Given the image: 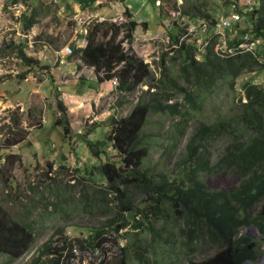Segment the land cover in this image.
I'll return each mask as SVG.
<instances>
[{
    "label": "trees",
    "instance_id": "16d2710c",
    "mask_svg": "<svg viewBox=\"0 0 264 264\" xmlns=\"http://www.w3.org/2000/svg\"><path fill=\"white\" fill-rule=\"evenodd\" d=\"M96 1L66 0L65 4L68 10L73 2L81 8H93ZM231 1L238 3L239 0H225V4L229 6ZM17 2L26 5L19 21L21 29L28 31L43 17V2L10 0V3ZM170 3L168 8L166 4L159 5L161 14L179 12L211 25L217 16L216 11L201 7L199 0H183L180 6L173 0ZM237 11L246 16L250 26L241 31L234 28L233 40L227 41L234 49L232 52H216L215 35H212L200 58H196L193 44L173 37L176 47L172 51L177 55L168 57V52H162L155 62L160 68L157 77L132 46H124V43L131 45L138 25L147 29L149 24L138 22L129 9L124 11L125 20H91L86 27L85 45L71 46L68 57H77L83 65L92 68L98 83L116 79L115 90L122 98L118 105L130 103L128 96L148 82V88L140 90L136 102L124 116L108 119L107 141L115 151L114 157L98 162L95 178L92 172L83 174L85 181L99 182L93 195L84 196V208L96 202L102 206L99 213L111 214L86 238L73 240L81 248L100 246L105 250L102 245L109 243L118 246L111 233L130 226L138 230L143 227L150 237L142 248L146 256L134 254L140 264H156L150 261L149 255L158 247L173 249V242L178 244L182 256L181 260L168 264H241L257 255L256 242L240 229L252 226L264 239V86L244 81L243 95L230 106L229 114L211 123L189 124L192 112L200 109L204 93H211L219 83L232 86L243 70L264 65V0H255L249 11L241 7ZM245 33L252 40L261 39L262 43L255 44L253 51L238 47ZM22 46L16 47L18 57L28 66L37 65L38 61L26 56ZM9 47L0 46V55L11 54L13 48ZM166 58L171 60V66L166 65ZM56 106L63 116L67 110L63 101L57 100ZM149 114L179 118L175 127L177 144L186 130H190L170 175L143 164L149 149L148 134L144 131ZM61 119L59 116L56 124L63 128V133L69 134L68 120ZM217 139L222 145L214 151L212 145ZM17 141L7 139L6 144ZM85 142L97 148L90 155L104 152L98 147L100 141ZM220 174L224 186L210 185L208 177ZM140 201L144 206H138ZM138 214L140 219L136 217ZM34 239L31 222L11 217L0 202V254L9 260L17 259L30 249ZM63 243L56 248L46 244L31 264H59L63 250L72 246L68 237ZM135 244L130 238L125 248L118 246L119 258L105 261L104 257L100 264H130L126 252H134ZM50 254L53 256L41 259L42 255ZM71 255L69 251L65 257Z\"/></svg>",
    "mask_w": 264,
    "mask_h": 264
},
{
    "label": "rangeland",
    "instance_id": "374dc122",
    "mask_svg": "<svg viewBox=\"0 0 264 264\" xmlns=\"http://www.w3.org/2000/svg\"><path fill=\"white\" fill-rule=\"evenodd\" d=\"M40 1L44 7L43 17L28 31H23L19 20L26 5L0 0V46L13 48L11 54L0 55V202L11 217L31 222L35 236L30 249L22 257L9 260L4 254H0V264H31L46 244L56 248L64 244L65 237L71 242L86 238L94 228L105 222L107 214H111L99 213L102 206L96 202L84 208V196L93 195L92 191L99 182L85 181L83 174L92 172L95 178L97 173L94 170L98 162L114 157L115 151L107 141L110 132L108 119L124 116L136 102L140 90L148 88V82L128 96L130 103L118 105L122 98L115 90L116 79H112L113 83L110 80L99 83L104 91L97 93L95 102H88L94 96V90L89 93V98H83L84 102L72 101V82L80 83L78 77L88 74L89 67L83 65L77 57L70 59L73 64L71 66L66 62L72 45H84L83 38L90 21L95 18L125 20V9H129L138 22L151 18L152 28L149 29V34L142 25H138L131 45L124 43V46H132L136 54L149 64L156 77L160 68L155 62L162 52H168V57L177 55L172 51L176 47L173 37L184 38L185 42L193 44L195 52L202 47L195 39L197 35L187 30L192 24L200 23V20L188 18L178 12L167 11L165 15L160 13L159 5L163 3L168 8L171 0H148L150 4L144 6V0H97L93 8H81L73 2L70 10L66 7V0ZM173 1H176L177 6L183 3V0ZM199 1L201 7L216 11V15L229 12L225 0ZM248 22L242 14L238 22L223 32L225 41L233 40L235 27L240 31L248 28ZM199 33L202 35V31L198 29L197 34ZM204 35L212 36L210 31H204ZM214 38L217 40L216 35ZM258 43H262L261 39L255 44ZM20 44H23L22 50L26 56L38 61L37 65L28 66L18 57L16 47ZM223 50L232 52L234 49L226 42ZM244 50L253 51L252 45L245 46ZM165 63L171 66L169 58H166ZM246 80L264 86V65L243 70L232 86L230 83H219L211 93H204L202 102H199L200 109L192 112L189 124L193 125L197 121L211 123L229 114L230 106L243 95L242 84ZM177 99L181 100V97L178 96ZM57 100H62L67 109L63 116L68 120L69 134L63 133V128L55 122L59 116L64 120L57 109ZM243 100L245 101L244 97ZM86 103L91 108L85 109L83 104ZM178 120L177 116L170 114H149L144 126L149 142L144 166L168 175L174 172L175 162L181 154L180 149L190 134L188 128L177 144L175 127ZM83 138L100 141L98 147L104 152L98 156L90 155V151L97 148L87 146ZM7 139L18 141L7 145ZM221 145V140L217 139L212 150L218 151ZM114 159L118 161V157ZM207 180L213 187L224 186L221 174L208 177ZM137 204L144 206L141 201ZM109 205L113 207L112 203ZM136 217L141 218L140 214ZM240 232L253 238L257 254H264V239L254 227L242 228ZM110 236L115 237L117 245L123 248L130 238L135 240V253L128 250L126 252L130 264H140L134 256L136 252L146 256L142 248L150 241V237L143 227L138 230L127 226ZM158 244L161 246V241ZM102 246L105 250L100 246L98 250L105 261L111 255L113 260L121 256L118 246L111 243ZM172 246L175 247L170 250L164 246L158 247L156 252L149 255L150 261L168 264L181 260L178 244L173 242ZM65 252L66 250L63 253ZM46 257L49 258L48 255H42L41 259ZM99 261L92 252L85 256L79 253L73 264H97Z\"/></svg>",
    "mask_w": 264,
    "mask_h": 264
},
{
    "label": "built area",
    "instance_id": "2783aa9c",
    "mask_svg": "<svg viewBox=\"0 0 264 264\" xmlns=\"http://www.w3.org/2000/svg\"><path fill=\"white\" fill-rule=\"evenodd\" d=\"M241 1H243V4H241L242 3ZM254 2L255 0L253 1L252 0H239L238 3H234L233 1H231L229 5V12H226V13L223 12L224 14L222 13L218 15L215 18L213 25H211L207 21H201L198 24H192L191 26H189L187 30L197 35V38L195 39L198 43H200V46H202L196 51V58H200V54L205 50L206 45L210 42V39L212 37L209 35L208 36L204 35V31H207V32L210 31L211 35L217 36V40L215 44L213 45V48L216 52H224L223 47L226 46L227 41H225V37L222 35L223 32H225V30H229L232 27L233 23L238 22L242 18V14L237 11V8L241 7L242 10L249 11L251 10ZM198 29L199 31L200 30L202 31V35L200 33L197 34ZM182 40H184V38L180 39V41ZM258 41L259 39L252 40L250 36L247 33H245L243 35L242 41L238 44V47L244 48L245 46L250 44L252 45V48H253L255 43ZM70 52H71V49H69V53ZM71 243H72L71 247L66 246V248L63 250V252L65 250L66 252L63 253L59 264H73L74 261H77V258L79 257V253H82L83 256H85L86 254H89L90 252L95 254V256L100 259V261L97 264H100V262L102 261L103 255L99 254L98 246H95L93 248L90 246L81 248L74 241H72ZM77 248L80 250V252ZM87 249H90V250L87 251ZM69 251L71 252L72 255L69 258H66L65 256ZM52 256L53 255L50 254L49 257H52ZM111 257L112 255L110 256V258ZM241 264H264V254L262 255L257 254L255 258L253 259H245Z\"/></svg>",
    "mask_w": 264,
    "mask_h": 264
},
{
    "label": "crops",
    "instance_id": "0c3cea01",
    "mask_svg": "<svg viewBox=\"0 0 264 264\" xmlns=\"http://www.w3.org/2000/svg\"><path fill=\"white\" fill-rule=\"evenodd\" d=\"M149 1L148 0H144L143 6L146 5V4L149 5L150 4ZM146 8H147V6H146ZM220 14H222V12L219 13V15ZM155 16H156V14H155ZM145 21L149 22V24L147 26V29H146L147 30L146 33L149 34V32H150L149 29L152 28L151 18H147ZM84 37H85V35H84ZM83 43L85 45V41H83ZM70 59H73V57L72 58L68 57V61L66 62V64L67 65L70 64L69 66L73 65L72 61ZM75 68H77V66H75ZM87 72H88V74H83V75H80L78 77V80L80 81V83L76 84V82H72V83H74V85L72 87H70V89L72 88V90H73L72 92L74 93V94H72V97H73L72 101L81 100V101L84 102L83 98H89L91 96V95H89V93H91V91L94 90L93 91L94 92V96L92 98H90V101H88V102H91V101L95 102L96 98H94V97H97V93L99 94L100 92L104 91V89L102 87H100V85H99V83L97 81V77L94 74L93 69L89 67L87 69ZM107 81H109V80H107ZM110 81L113 83V80H110ZM102 83H105V81H103ZM83 105L85 106V109L91 108L90 105H88L87 103L83 104Z\"/></svg>",
    "mask_w": 264,
    "mask_h": 264
},
{
    "label": "clouds",
    "instance_id": "9594fccd",
    "mask_svg": "<svg viewBox=\"0 0 264 264\" xmlns=\"http://www.w3.org/2000/svg\"><path fill=\"white\" fill-rule=\"evenodd\" d=\"M178 13H179V12H178ZM218 15H219V14H218ZM218 15H217V16H218ZM217 16H216V17H217ZM255 229H256V228H255ZM23 255H24V254H23ZM23 255H22V256H23ZM22 256H21V257H22ZM19 258H20V257H19ZM254 258H255V257H254ZM17 259H18V258H17ZM14 260H15V259H14Z\"/></svg>",
    "mask_w": 264,
    "mask_h": 264
}]
</instances>
